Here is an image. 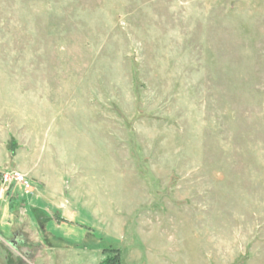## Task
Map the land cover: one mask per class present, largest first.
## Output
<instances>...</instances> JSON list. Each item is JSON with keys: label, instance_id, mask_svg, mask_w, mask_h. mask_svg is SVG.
Returning a JSON list of instances; mask_svg holds the SVG:
<instances>
[{"label": "rangeland", "instance_id": "1", "mask_svg": "<svg viewBox=\"0 0 264 264\" xmlns=\"http://www.w3.org/2000/svg\"><path fill=\"white\" fill-rule=\"evenodd\" d=\"M0 190L1 264H264V0H0Z\"/></svg>", "mask_w": 264, "mask_h": 264}, {"label": "crops", "instance_id": "2", "mask_svg": "<svg viewBox=\"0 0 264 264\" xmlns=\"http://www.w3.org/2000/svg\"><path fill=\"white\" fill-rule=\"evenodd\" d=\"M11 217V211L5 204V200L2 197V190H0V264L2 260L6 259V256L2 254V245H6L12 236L13 225L9 221ZM13 227V228H12ZM10 258V257H9ZM10 262V259H9Z\"/></svg>", "mask_w": 264, "mask_h": 264}, {"label": "built area", "instance_id": "3", "mask_svg": "<svg viewBox=\"0 0 264 264\" xmlns=\"http://www.w3.org/2000/svg\"><path fill=\"white\" fill-rule=\"evenodd\" d=\"M2 181L4 184H8V185H11L13 183H23L25 185H29V181L25 179L23 175L14 171L3 172Z\"/></svg>", "mask_w": 264, "mask_h": 264}]
</instances>
